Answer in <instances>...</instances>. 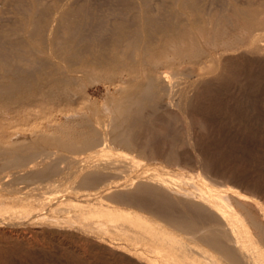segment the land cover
<instances>
[{
	"label": "bare ground",
	"instance_id": "bare-ground-1",
	"mask_svg": "<svg viewBox=\"0 0 264 264\" xmlns=\"http://www.w3.org/2000/svg\"><path fill=\"white\" fill-rule=\"evenodd\" d=\"M151 2L141 0L130 21L96 19L84 6L33 20V6L21 30L0 35V186L71 179L75 191L87 189L86 197L111 194L152 207L167 227L114 209L81 211L77 218L98 235L134 230L116 231L133 246L117 247L142 264H264L262 205L207 182V168L184 183L168 174L180 168L158 173L155 166L178 167L180 158L150 141L161 131L157 117L192 129L193 105L228 95L233 69L264 81V0L244 7L223 0L214 13L207 1L160 0L153 9ZM94 83L107 95L99 107L75 96ZM248 89L246 102L259 112L264 88ZM57 116L68 126L56 125ZM47 184L11 190L9 201L26 213L48 210L45 195L61 191ZM62 203L57 199L49 211L64 210Z\"/></svg>",
	"mask_w": 264,
	"mask_h": 264
},
{
	"label": "rangeland",
	"instance_id": "rangeland-1",
	"mask_svg": "<svg viewBox=\"0 0 264 264\" xmlns=\"http://www.w3.org/2000/svg\"><path fill=\"white\" fill-rule=\"evenodd\" d=\"M199 1L202 5H204L203 1H207L206 8L209 13H214L221 7L224 8L223 0H210L212 2L210 7L209 0ZM262 1L235 0V3L244 7L259 5ZM140 3L141 0H0V35L8 36L13 31L21 30L28 21L26 11L33 6L35 7L33 20L46 18L50 21L56 12L66 13L79 6L86 8L87 5V10L83 7L84 11L88 14L91 11L92 15H90L96 19L100 17L101 20H106V18H112V15L117 17L125 15L130 21L139 16ZM151 4L153 9L160 4V0H152ZM56 28L60 27L57 25ZM230 75L233 79L235 77V83H231L228 95L212 98L216 102L202 98L195 103L196 106L193 105L195 109L192 113L195 115L193 114V124L190 126L192 129L189 131H182L183 128L180 131L178 125L168 123L166 119L163 121L164 118L153 119L161 120L157 122V127L161 131L152 133L151 143L162 151L174 150L180 158L178 167L162 164L163 166H155V171L157 169V172L161 173L162 170L166 172V170L180 168V173L177 171L174 172L175 174L172 172L168 174L178 183H184L193 181L192 175L197 173L202 177L204 168H207L206 175H203L207 182L216 186L222 184L233 187L240 193L254 197L264 209V102L262 106L260 105L258 112L249 107L245 99L248 94H253L252 91L249 93V87L257 85L264 88V81L258 83L255 76H250L248 71L235 73L233 69ZM94 84H90L85 93L75 94V96H78V100L86 98L90 100L91 105L99 107L104 104L107 95L101 85ZM234 86L236 89L233 88ZM56 125L64 128L68 126V123L64 116H57ZM131 156L134 155L131 154ZM62 179L60 184L59 179L52 180L54 184L51 180L34 184L40 185L38 187H48L47 183L57 185L59 188L56 191L61 192H58L59 194L51 192L53 197L51 194L45 195L49 202L52 201L49 204L46 200V203L50 205L48 210L29 213L23 212L20 205L12 201L11 203L9 199L12 197L11 190L20 189L24 192L35 187L34 185L29 187L27 183L15 182L12 186L10 185L11 188L0 186V193L2 191L0 207L4 206L3 208L7 209L2 211L3 213L0 212V264H142L136 257L129 256L123 252V249L118 250L117 247L120 245L124 248H133L125 237L117 232H126L131 235L130 232L134 230H110L111 232L108 231L107 235H98L88 230L77 218L81 211L114 209L130 215L128 217L139 216L154 224L167 227L155 209L152 207L143 209L131 205L133 203L130 202H120L112 198L111 194L100 195L101 198L96 194L86 197L87 193L84 192L87 189H76L77 193H75L76 186L72 184V180ZM65 188L67 191H62ZM71 190L74 192L70 193ZM92 191L90 189L87 192ZM57 199L63 202L61 209L63 207L64 210L53 214L49 210L55 208L54 203ZM168 231L179 238L184 237L183 232L179 230L170 228ZM135 247L138 253H146L142 245L137 244Z\"/></svg>",
	"mask_w": 264,
	"mask_h": 264
}]
</instances>
